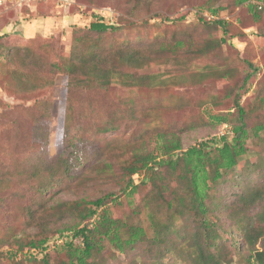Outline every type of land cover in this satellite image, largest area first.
Returning a JSON list of instances; mask_svg holds the SVG:
<instances>
[{
  "label": "rangeland",
  "instance_id": "1",
  "mask_svg": "<svg viewBox=\"0 0 264 264\" xmlns=\"http://www.w3.org/2000/svg\"><path fill=\"white\" fill-rule=\"evenodd\" d=\"M214 2L217 6L225 7L220 12V17L229 21L231 42L223 43L220 50L215 49L212 57L197 58L188 70L183 71L212 73L218 70L223 74L229 69L231 76L223 78L221 73L211 74L202 83L174 85V72H177V67L173 58L161 64L162 60H166L165 55L168 52H164V55L162 52L150 53L151 41L155 39L160 41L167 33V36L170 34L172 36L176 32L185 34L192 30H195L192 39H198L200 42L209 38L207 36L209 34L222 36V31L214 24L206 26L202 23L195 24L194 14L189 13L194 9L192 3L205 5L207 0H3L0 4V176H9L10 170L21 168L20 165L24 169L29 168L30 163L19 162L29 157L38 143L34 130L37 118L42 115L44 122L50 127L48 156L61 154L64 147L66 148L64 153L67 154L72 148L68 140L77 144L81 134L86 130L94 135L95 142H92L93 145L88 148H80L87 158L90 157V161L78 169L84 171L82 178L71 179L69 183L64 182L59 185L62 188L56 186L41 197L48 198L53 204L83 196L88 198L114 196L117 200L114 201L109 197L105 205L110 208L114 218L121 219H127L135 209L142 208L146 197L152 199L151 206L154 204L163 205V208L166 206V198L172 196L171 189L165 191V199L160 198L150 181L143 183L145 180L142 173L136 175L139 178V189L130 198L127 192L121 190L119 184L120 165L115 163L112 172L105 173H101L95 165L101 159H97L99 147L121 135L125 136L129 131L121 127L110 132H97L96 127L100 119L104 118L100 114L107 116L109 111L114 110L119 117L126 112L128 109L126 98L133 89H136V85L125 86L121 81L122 77L118 74L107 87L100 86V79L98 82L91 78L90 83L94 82L91 85L87 83V86L82 84L70 86L66 72L60 71L53 75L55 71L50 67L52 63L58 62L71 51L74 22L88 28L91 21L96 20L100 13L109 12L110 22L119 17L127 23L123 31L114 34L117 42L144 46L142 53L146 54L147 58L152 56L157 60V63L148 67L134 69L128 64L112 59L111 67L117 72L122 70L127 80L135 74L151 75L153 85L158 89L156 94L161 98L158 102L164 122L178 126L194 124L183 132V150L213 138L219 140L223 135L233 140L236 135L234 125L238 122L234 119V115H230L233 118L231 123L222 124L215 123L211 116L214 112L234 111L237 97L240 98V103H248V106L254 107V111L247 118L248 134L244 140L246 151L238 157V164L223 173L217 183L211 186L207 199L211 214L216 215V218L212 219L216 221L213 228L214 232L219 234L218 243L221 247H225L230 252L231 259L233 258L232 263L223 264H249L247 258H251L252 254L251 247L245 240V230L250 225L254 227L264 225L260 217V213L264 211V198L244 209L240 195L256 189L264 192V131L259 135L254 131L257 123L264 122V107L255 108L257 82L260 80L261 84H264V12L259 21H254L248 3L238 4L237 0H214ZM134 3L140 7L137 17L131 16L130 13L136 11V8H133ZM93 13L97 14L92 15ZM183 14L185 18L179 19ZM34 25H36L35 30ZM199 34L203 35L199 36ZM114 35L107 33L105 39H108L109 44ZM102 46L109 45L102 43ZM104 48L106 52V47ZM17 52L22 53L20 56L27 59L25 64L22 63L23 60L19 54H16ZM245 58L254 62V67L250 68L244 61ZM247 73L252 75L245 82ZM51 78L53 82H50ZM167 82L174 86L164 91L161 85ZM170 93L178 98L171 110L167 109V104L164 106L165 98ZM67 112L73 117V124L71 133L64 138V136L60 137L64 133L61 125ZM153 145L155 144H150V148H153ZM178 153L181 154L180 151ZM102 161L103 158L100 162ZM110 161L116 162L112 158ZM166 174L170 176L171 188H177L179 169L173 174L169 171ZM17 178H20L18 182L15 181ZM13 181L9 188L0 186V220L3 215V200L6 197L26 188L29 198L33 195V187L37 184V180L31 179L30 174L16 176ZM182 192L187 193L184 190ZM154 195L157 199H153ZM16 201L23 204L26 200L18 198ZM14 203V200L7 203L4 206L5 210L14 209ZM238 211L237 214L242 215L240 222L242 227L234 222V215L231 214H236ZM134 216L137 219V215ZM5 218L6 224L13 221L6 213ZM95 219L94 217L85 220L79 226L83 224L92 226L96 223ZM137 220H140L149 228V233H152L148 208H142ZM182 220L183 229L179 233L173 232L167 244L153 245L151 248L143 244L124 252L110 247L105 252L109 256L106 264H193L192 257L182 248L181 240L184 239L185 233L191 234L196 230L199 219L197 216L187 214ZM70 222L74 223L75 220ZM1 226L0 221V228ZM54 227L61 228L62 224L57 223ZM29 230L36 231L37 227ZM73 232V229L64 231L59 237L57 231L52 234L55 239L50 242L45 255H41L37 262L36 259H28V256L22 252L14 257L9 256L8 252L17 250L2 241L1 237L4 235L0 232V264H14V261L22 262L21 264H44V258H48L50 264L67 263L66 242L72 241L82 246L81 237L74 238ZM17 234L21 233L18 231ZM263 241V237L260 238L255 247L261 249ZM168 248L170 250L166 251Z\"/></svg>",
  "mask_w": 264,
  "mask_h": 264
},
{
  "label": "trees",
  "instance_id": "2",
  "mask_svg": "<svg viewBox=\"0 0 264 264\" xmlns=\"http://www.w3.org/2000/svg\"><path fill=\"white\" fill-rule=\"evenodd\" d=\"M236 3H248L254 21H259L262 18L264 0H237ZM192 5L194 9L189 13L194 14L195 24L202 23L205 26L214 24L218 30L222 31V36L216 37L209 34L207 35L209 38L200 42L198 39H192V33H195V30H192L185 34L176 32L172 36H170L171 34L167 36V33L161 37L160 41L158 39L151 41L150 53L162 52L164 55V52H168L165 55L166 60H162L161 64L171 61L173 58L177 67V72H174V85L202 83L211 74L220 75L221 72L218 70L212 73L186 72L183 70H188L197 58L212 57L215 49L220 50L223 43L231 42L229 21L220 17V12L225 7L217 6L214 0H207L205 5L194 3ZM133 8H136V11H130L131 16L137 17L140 7L134 3ZM94 13L92 15L97 14ZM105 13L108 14L109 12L100 13L96 20L91 21L88 28L74 22L71 51L68 55L61 57L58 62L52 63L50 67L55 71L53 75L60 71L66 72L69 76L70 86L81 84L87 86V83L91 85L94 83H90L91 78V80L96 79L97 81L100 79L101 81H98L100 86L107 87L112 83L113 77L115 80V75L118 74L122 77L121 81L125 86L136 85V89H133L126 98L128 107L126 112L120 114L119 117L117 111L114 110L109 111L107 116L100 114L104 118L100 119L101 121L96 127L97 132H110L121 127H125L129 131L125 136L121 135L117 139L102 144L97 152V159L101 158V161L103 158V161H98L95 165L101 173L112 172L115 163L120 165L119 184L121 190L127 192L130 198L139 189V178L136 175L142 173L144 174L143 180H145L143 183L150 181L156 195L165 199V191L171 189L172 196L166 198L164 208L163 205L154 204L151 206L152 199L145 198V204L142 208H148V219L152 233H149V228L137 220L142 208L135 209L127 219L114 218L110 208L105 205L109 197L116 201L117 197L114 196L103 195L95 198L83 196L78 199L50 203L48 198L41 196H45L46 192L56 186L62 188L59 185L64 182L69 183L71 179L83 176L84 171H78V169L89 162L90 157L87 158L80 148H88L95 141L94 135L86 130L81 134L77 144L68 140L72 148L67 154L64 153L66 149L64 147L61 154L50 157L47 155L50 127L44 122V117L39 115L34 130L38 143L29 154L30 156L19 162L30 163L32 167L29 166L28 169H24L20 165L21 168L10 170L9 176H0V186L3 188L11 187L16 176L30 174L31 179L37 180L36 186L33 187L34 193L29 198L26 188H23L22 191L3 200L0 232L4 236L1 238L5 244H10L18 251H10L7 254L14 257L17 253L22 252L28 256V259H36L35 262H37L38 258L45 255L50 242L55 239L52 234L57 231L59 234L57 237H59L63 235L64 231L73 229L72 236L74 238L81 237L82 246L67 241L66 254H68V260L67 263L61 262V264H106L109 256L105 252L110 247L124 252L127 249L143 246V244H147L145 247L149 246L150 248L153 245L167 244L173 232L179 233L183 229L182 217L188 214L197 216L199 219L196 230L192 231L191 234L185 233L184 239L181 240L182 248L187 250L192 257L193 264L232 263L233 258L231 259L230 252L218 243L219 234L215 233L213 228L216 221L212 219L216 218V215L211 214L207 199L211 186L217 183L223 173L233 169L238 164V157L246 151L244 140L248 134L247 118L254 111V107L248 106V103H240V98L237 97L234 111L214 112L211 116L215 123L222 124L231 123L233 118L230 115H234V119L238 122L234 125L236 135L233 140H229L226 135H223L220 136L219 140L213 138L198 144V146L183 150V132L193 127L194 124L178 126V124L164 122L162 109H160L158 102L161 98H158L159 96L156 94L158 89L154 87L151 75L135 74L127 80L122 70L114 71L111 67L112 59H116L122 64H128L134 69L148 67L157 63V60L152 56L147 58L148 56L142 53L144 46L117 42L114 34L123 31L127 23L119 17L110 22V14ZM206 13L213 15L214 18H210ZM184 18L185 14L179 17V19ZM107 33L114 35L110 44L108 39H105ZM201 35L203 34H199V36ZM102 43L109 45L104 46L106 52ZM16 54H19L23 64L27 62L26 58L20 56L22 53L17 52ZM244 61L250 68L254 67V62L248 58H245ZM179 70H182L181 73L178 72ZM228 75L231 76L229 69L222 74L223 78ZM251 75L252 73H247L245 82L249 80ZM50 82H53V78L50 79ZM174 85L167 82L161 85V88L167 91ZM256 98L255 108L264 107V84H261L260 80L257 82ZM165 100L164 106L167 104V109L171 110L178 98L170 93ZM72 119L73 117L67 112L61 125L64 133L60 137L64 136L65 138L71 133ZM254 131L256 135L264 131V122L257 123ZM153 143L155 145L150 148V144ZM92 149L97 148L92 147ZM179 151L181 154L178 153ZM111 158L115 159L116 162L112 163ZM178 169L180 172L176 182L178 189L171 188L169 185L170 176L166 173L169 171L173 174ZM19 179L17 178L15 181L18 182ZM182 190L187 193L184 194ZM18 198L26 201L19 204L16 201ZM263 198L264 192L259 191V189L240 195L241 204L245 206L244 209L260 202ZM153 199H157L155 195ZM13 200L15 202L14 209L5 210L4 206ZM5 213L10 216L12 222L5 223ZM237 213L239 211L236 214H231L234 215V222L242 227L240 223L242 222V215ZM134 215H137V219ZM94 217L96 223L92 226L88 224L79 226L83 221ZM260 217L261 221L264 222V211L260 213ZM70 220H75V222L71 223ZM57 223H61L62 227L55 228L54 225ZM33 227H37V230L30 231L29 229ZM18 231L21 233L20 235L17 234ZM262 237L264 240V225L247 226L245 240L250 245L252 254L251 258H247L249 264H264V241L261 249L255 247ZM169 250V248L166 249V251ZM43 262L50 264L48 258H44ZM21 263L14 261V264Z\"/></svg>",
  "mask_w": 264,
  "mask_h": 264
},
{
  "label": "built area",
  "instance_id": "3",
  "mask_svg": "<svg viewBox=\"0 0 264 264\" xmlns=\"http://www.w3.org/2000/svg\"><path fill=\"white\" fill-rule=\"evenodd\" d=\"M3 2V0H0V4ZM206 15H208L210 18H214L213 15H210L209 13H206Z\"/></svg>",
  "mask_w": 264,
  "mask_h": 264
},
{
  "label": "crops",
  "instance_id": "4",
  "mask_svg": "<svg viewBox=\"0 0 264 264\" xmlns=\"http://www.w3.org/2000/svg\"><path fill=\"white\" fill-rule=\"evenodd\" d=\"M35 27H34V30L36 29V25H34Z\"/></svg>",
  "mask_w": 264,
  "mask_h": 264
}]
</instances>
